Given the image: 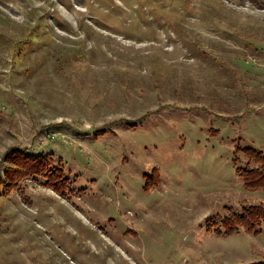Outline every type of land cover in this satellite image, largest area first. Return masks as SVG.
Listing matches in <instances>:
<instances>
[{
    "label": "rangeland",
    "instance_id": "rangeland-1",
    "mask_svg": "<svg viewBox=\"0 0 264 264\" xmlns=\"http://www.w3.org/2000/svg\"><path fill=\"white\" fill-rule=\"evenodd\" d=\"M234 139L264 151V0H0V181L70 180L0 183V264H264Z\"/></svg>",
    "mask_w": 264,
    "mask_h": 264
},
{
    "label": "trees",
    "instance_id": "trees-1",
    "mask_svg": "<svg viewBox=\"0 0 264 264\" xmlns=\"http://www.w3.org/2000/svg\"><path fill=\"white\" fill-rule=\"evenodd\" d=\"M235 140V139H234ZM240 152L246 160L240 165L238 156H234L235 152ZM21 155L22 158H17ZM14 158H5L9 161L11 167L6 172L5 180L0 183L6 184V190L9 191L13 188L14 181L18 182L22 177L41 178L44 185H48L52 190L64 193L69 185V178L65 176V169L61 164L57 166L53 164L51 155L49 153H41L31 155L26 153L13 154ZM232 161L235 166L236 175L241 177L242 183L246 188H260L264 189V151L250 145H242L240 141L235 140L234 148L232 151ZM156 167H153L150 173L144 175H154ZM157 169V168H156ZM157 179V178H156ZM151 183L146 179L144 184ZM154 184V182H152ZM264 222V204L261 202L256 204H248L244 206L240 213L228 216L222 222L225 233L232 234L243 229L246 232L258 233L259 228H256ZM220 231V228L218 229ZM262 264V263H257Z\"/></svg>",
    "mask_w": 264,
    "mask_h": 264
}]
</instances>
